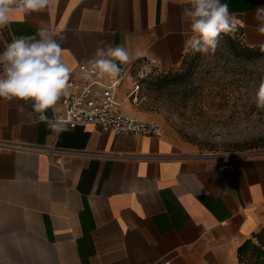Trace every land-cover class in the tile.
<instances>
[{"label": "crops", "instance_id": "crops-1", "mask_svg": "<svg viewBox=\"0 0 264 264\" xmlns=\"http://www.w3.org/2000/svg\"><path fill=\"white\" fill-rule=\"evenodd\" d=\"M221 2L240 21L242 44L261 48L255 15L264 0ZM190 4L55 0L0 29V52L46 27L58 34L71 80L98 48L123 45L133 62L118 77L98 79L121 81L116 101L128 113L143 66L169 71L184 62ZM30 105L0 98L1 142L100 156L63 157L57 165L46 153L0 147V264H241L239 248L264 231V151L199 154L167 136L115 135L95 125L64 124L57 134Z\"/></svg>", "mask_w": 264, "mask_h": 264}, {"label": "rangeland", "instance_id": "rangeland-1", "mask_svg": "<svg viewBox=\"0 0 264 264\" xmlns=\"http://www.w3.org/2000/svg\"><path fill=\"white\" fill-rule=\"evenodd\" d=\"M242 47L239 30L234 38L221 34L215 53L190 49L179 68H153L144 78L138 75L125 105L128 113L154 121L164 136L195 153L242 156L264 151V107L257 98L264 51L242 53ZM259 263L264 264V241L258 239L241 264Z\"/></svg>", "mask_w": 264, "mask_h": 264}, {"label": "clouds", "instance_id": "clouds-1", "mask_svg": "<svg viewBox=\"0 0 264 264\" xmlns=\"http://www.w3.org/2000/svg\"><path fill=\"white\" fill-rule=\"evenodd\" d=\"M55 0H0V29H4L22 16L33 12L47 10ZM191 35L185 41L186 48L194 52L215 53L221 34L235 37L238 21L230 13L229 5L221 0H191L190 7L185 9ZM258 21L257 31L264 35V8H258L255 15ZM57 33L46 27L37 29L35 36H20L7 44L0 52V98L9 102L31 101V108L38 114V120L49 129L59 134L66 130L63 121L57 115V107L62 96L69 94V80L72 69L64 62L62 46L56 38ZM37 37H39L37 39ZM264 51V45H261ZM119 62V63H117ZM133 58L123 46L106 45L98 48L94 57L82 65L80 74L84 79L93 76L114 78L120 76L123 68ZM151 69L143 66L138 73L144 78ZM258 106L264 107V80L257 92ZM52 110V116L47 111ZM17 111H24L23 105Z\"/></svg>", "mask_w": 264, "mask_h": 264}, {"label": "built area", "instance_id": "built-area-1", "mask_svg": "<svg viewBox=\"0 0 264 264\" xmlns=\"http://www.w3.org/2000/svg\"><path fill=\"white\" fill-rule=\"evenodd\" d=\"M81 66L78 67L76 78L69 81V94L63 96L61 100L63 112L58 116L65 125H68L71 129L82 125H95L104 131H111L115 135L164 136V131L154 121L145 122L120 110L121 104L116 101V91L121 81H114L109 85H105L95 76L91 79H84L80 74ZM133 93H136V91H133ZM0 147L16 151L46 153L54 157V162L57 165H60L63 157L100 156L99 154L71 149L38 147L1 141Z\"/></svg>", "mask_w": 264, "mask_h": 264}, {"label": "trees", "instance_id": "trees-1", "mask_svg": "<svg viewBox=\"0 0 264 264\" xmlns=\"http://www.w3.org/2000/svg\"><path fill=\"white\" fill-rule=\"evenodd\" d=\"M241 49H242V53H252L253 50H255V49L261 50V48H249V47H246L245 45H243V47ZM262 235H264V231H262L261 234L256 236V240L259 239L261 241H264V238H262ZM252 245L253 244H251L250 242H247L246 244H244L242 247L239 248L238 254H239V257H240V263H241L242 257L246 253V250L248 248H250ZM259 264H262V263H259Z\"/></svg>", "mask_w": 264, "mask_h": 264}]
</instances>
